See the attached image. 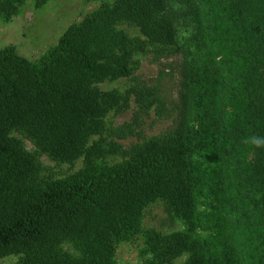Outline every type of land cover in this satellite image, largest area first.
Masks as SVG:
<instances>
[{
	"label": "trees",
	"instance_id": "trees-1",
	"mask_svg": "<svg viewBox=\"0 0 264 264\" xmlns=\"http://www.w3.org/2000/svg\"><path fill=\"white\" fill-rule=\"evenodd\" d=\"M25 1L0 0V18ZM146 55L177 58L179 75L172 127L149 136L138 117L163 102L136 78ZM120 79L129 87L98 86ZM131 95L137 111L114 125ZM252 136L264 137V0L102 1L34 60L2 47L0 259L115 264L142 237L139 264H264V148ZM42 156L80 166L57 176ZM157 201L182 229L143 227Z\"/></svg>",
	"mask_w": 264,
	"mask_h": 264
},
{
	"label": "rangeland",
	"instance_id": "rangeland-1",
	"mask_svg": "<svg viewBox=\"0 0 264 264\" xmlns=\"http://www.w3.org/2000/svg\"><path fill=\"white\" fill-rule=\"evenodd\" d=\"M102 1L111 2L112 0H49L41 8L34 6L33 0H26L18 14L9 21L0 18V48L7 45H14L17 52L31 60L36 59L48 47L54 45L59 36L69 24L78 22L83 15L95 8ZM130 35L138 34V30L124 24L120 26ZM141 60L140 68L136 72L139 83L151 86L157 91L159 99L163 102L161 115H158L155 105L147 113L139 115L138 123L140 134L143 136L155 135L165 132L172 127V120L175 115V104L177 102V91L179 75L177 72V58H161L153 60L151 55L139 56ZM130 81L120 79L117 81H106L98 86L101 89L118 87L126 89ZM137 104L133 95L130 97L129 107L110 117L114 125L127 122L132 119L134 112L137 111ZM138 137H129L120 142L127 146L136 142ZM28 149L33 148L28 140H24ZM45 166L52 168L57 176L66 175L80 166V160L74 167L67 164L57 165L48 157L42 156ZM143 227L154 228L162 233L182 229L183 223L175 215H168L157 201L151 203L144 210ZM144 247L142 237H138L136 242H123L119 245L115 264H139L143 260L141 249ZM64 248L69 252L76 253V250L69 243L64 244ZM185 256L178 258L174 264H181ZM16 256L10 255L0 259V264H15Z\"/></svg>",
	"mask_w": 264,
	"mask_h": 264
},
{
	"label": "clouds",
	"instance_id": "clouds-1",
	"mask_svg": "<svg viewBox=\"0 0 264 264\" xmlns=\"http://www.w3.org/2000/svg\"><path fill=\"white\" fill-rule=\"evenodd\" d=\"M245 144H250L254 148H264V137L261 136H252L244 140Z\"/></svg>",
	"mask_w": 264,
	"mask_h": 264
}]
</instances>
